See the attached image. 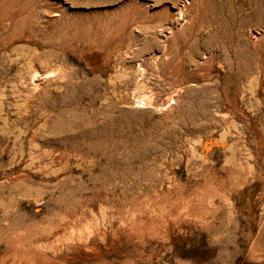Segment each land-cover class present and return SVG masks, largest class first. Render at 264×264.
Segmentation results:
<instances>
[{"label":"rangeland","instance_id":"rangeland-1","mask_svg":"<svg viewBox=\"0 0 264 264\" xmlns=\"http://www.w3.org/2000/svg\"><path fill=\"white\" fill-rule=\"evenodd\" d=\"M0 0V264H264V0Z\"/></svg>","mask_w":264,"mask_h":264},{"label":"built area","instance_id":"built-area-1","mask_svg":"<svg viewBox=\"0 0 264 264\" xmlns=\"http://www.w3.org/2000/svg\"><path fill=\"white\" fill-rule=\"evenodd\" d=\"M184 2L188 3V0H185Z\"/></svg>","mask_w":264,"mask_h":264}]
</instances>
